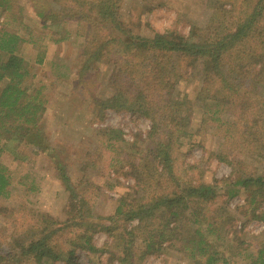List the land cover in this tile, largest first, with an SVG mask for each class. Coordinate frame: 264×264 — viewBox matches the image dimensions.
<instances>
[{
	"label": "trees",
	"instance_id": "16d2710c",
	"mask_svg": "<svg viewBox=\"0 0 264 264\" xmlns=\"http://www.w3.org/2000/svg\"><path fill=\"white\" fill-rule=\"evenodd\" d=\"M14 1L0 0V15L12 14ZM120 1L75 0L71 6L51 8L47 13L39 11V15L51 19L46 27L59 33L54 38L56 42L70 38V32L61 31L64 17L87 26L79 77L88 75L92 60L102 57L111 41L126 40L137 46L133 60L117 68L110 77L112 90L105 103L109 108L149 118L147 136L155 143L149 162L150 166L156 164L153 172L157 176L153 178L150 168L144 167L140 160H129L133 175L139 180L146 178V191L134 198L121 196L114 213L105 217L92 216L90 201L85 196L76 200L63 221L48 213L37 214L36 223L24 227L28 234L13 236L17 249L0 247V264H22V261L49 264L50 260L70 264L76 258L75 249L63 247L70 234L79 241V247L95 255L89 257L92 264L113 262L116 255L119 262L131 264L159 254L169 245L175 246L187 260L186 264H217L230 251L240 253L230 238L223 241L219 236L222 231H228L222 229L220 219L231 221L230 213L225 208H221V215L217 211L210 213V202L224 187L230 198L243 195L242 213L264 224V170L238 175V163L229 177L218 183H206L193 176L198 167L196 162L184 163L186 168L178 167L180 163L176 162V153L183 144L192 143V137L210 123L225 122L227 112L233 115L230 120L236 119L228 148L238 153L247 151L245 154L264 160V37L255 30L256 22L263 15L264 0H244L250 9L234 32L225 29L213 38L196 33L194 39L185 34L170 38L161 32L152 35L133 32L119 17ZM236 6L242 8L233 1L231 9ZM1 25L0 22V197L9 198L11 175L2 153L11 144L18 147L24 142L40 146L38 142L44 131L39 122L47 99L42 85H29L30 70L18 53L22 37ZM38 61L42 63L43 59ZM199 69V90L193 103L200 108L201 116L200 124L195 127L190 123L191 112L171 91ZM121 136L119 128H105L103 148L115 153ZM217 154L227 164L234 161L226 152ZM150 187L153 192L147 194ZM96 219L107 223L99 225L94 222ZM134 220L137 225L131 227L128 223ZM185 222L193 224V229L182 231ZM96 228L107 231L113 238L107 248H98L92 243L91 232ZM56 251L58 258L51 259ZM103 252L109 255L104 256ZM244 258L247 264H264V238L256 252L246 250Z\"/></svg>",
	"mask_w": 264,
	"mask_h": 264
},
{
	"label": "rangeland",
	"instance_id": "374dc122",
	"mask_svg": "<svg viewBox=\"0 0 264 264\" xmlns=\"http://www.w3.org/2000/svg\"><path fill=\"white\" fill-rule=\"evenodd\" d=\"M233 1L236 5L240 3L242 8L236 6L231 9ZM74 2L15 0L13 13L0 15L1 26L16 31L22 37L18 53L30 70L29 85H42L47 99L46 110L39 122L44 131L38 142L40 146L24 142L18 147L11 144L1 156L9 167L11 195L9 198L0 197V247L17 249L12 242L13 236L28 234L24 227L35 224L37 214L48 213L63 221L80 196L90 201V212L94 218L113 214L121 196L134 198L148 188L146 178L139 180L133 175L129 160H140L144 167L150 168L153 178L157 176L153 172L156 164L150 166L149 162L155 145L147 136L151 124L149 118L109 108L105 103L112 90L110 77L117 68H123L133 60L138 48L126 40L111 41L102 57L92 60L88 75L79 77L77 73L83 59L87 26L64 17L61 31L66 29L70 32V38L56 42L54 38L59 37V33L46 27L51 19L39 15V11L59 10ZM249 9L244 0H121L119 17L133 32L141 35L161 32L170 38L185 34L194 39L196 33H205L213 38L225 29L234 32ZM256 23V34L264 37V10ZM40 58L42 63L38 61ZM200 69L196 70L197 74L177 83L171 91V95L180 99L191 112L190 123L195 127L200 124L201 116L200 108L193 103L196 102V90H199ZM232 116L227 112L225 122L210 123L192 137V143L183 144L176 153V162L180 163L178 167H184L186 162H196L198 167L192 172L193 176L206 183H218L229 177L233 166L237 167L238 163V175L245 171H263L262 158L245 154L247 151L238 153L229 149L228 143L233 139L236 123L235 118L230 120ZM107 127L122 131L115 153L105 150L101 144ZM219 152L232 156L234 161L231 160V165L219 160ZM147 190V194L153 192L151 187ZM209 205L212 207L210 213L217 211L221 215V208H225L232 216L231 221L220 219L222 229L228 231H222L219 236L223 241L230 238V243L240 252H228L217 264H247L245 251L256 252L264 238V224L244 215L241 211L245 205L244 196L230 198L225 187ZM94 222L99 225L107 223L97 219ZM128 224L135 227L137 221ZM193 227V224L185 222L181 230L188 232ZM91 234L92 243L98 248H107L113 242L105 230L96 228ZM72 236L68 235V241L63 245L65 249H75L76 258L70 264H92L89 257L95 255L91 256L79 247V241ZM58 239L61 236L58 235ZM116 249L118 252L117 245ZM103 253L104 256L109 255ZM57 258L56 251V256L52 255L51 259ZM186 261L175 246L169 245L159 254L145 256L131 264H186ZM49 264L66 263L50 260ZM104 264L128 263L119 262L116 255L113 262Z\"/></svg>",
	"mask_w": 264,
	"mask_h": 264
}]
</instances>
